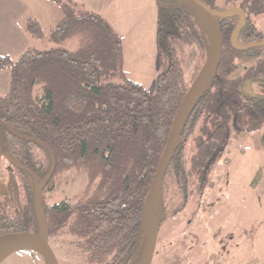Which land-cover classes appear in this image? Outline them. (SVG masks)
<instances>
[{"label":"trees","instance_id":"obj_1","mask_svg":"<svg viewBox=\"0 0 264 264\" xmlns=\"http://www.w3.org/2000/svg\"><path fill=\"white\" fill-rule=\"evenodd\" d=\"M43 1L58 8L61 19L47 37L31 18L24 30L52 47L29 48L16 58L0 56V72H10L9 91L0 96V158L13 168L25 198L15 213L0 201V237L39 235L44 226L48 240L62 233L75 238L82 264H139L146 246L141 209L174 117L198 76L186 84L181 56L194 47L206 61V36L191 8L176 0H155L159 72L150 94L127 79L121 38L105 19L74 0ZM199 1L217 13L232 8L244 13L237 47L264 42L253 22L264 14V0ZM240 20L238 12L217 19L221 57L216 74L196 100L160 188L171 175L179 200L176 213L190 201V181L203 195L233 137L260 133L264 149V46L237 50L231 45ZM72 39L78 44L70 52L62 46ZM236 60L255 64L236 77ZM249 84L260 92L248 94ZM67 169L87 172L96 186L75 203L47 205L43 195L39 201L37 187H46ZM261 172L252 187L264 176V162ZM152 216L156 222L153 211Z\"/></svg>","mask_w":264,"mask_h":264},{"label":"rangeland","instance_id":"obj_2","mask_svg":"<svg viewBox=\"0 0 264 264\" xmlns=\"http://www.w3.org/2000/svg\"><path fill=\"white\" fill-rule=\"evenodd\" d=\"M39 1V0H38ZM50 15L40 9L34 15L42 22V30L47 37L61 18L54 5ZM43 4V5H44ZM221 6L222 3L219 2ZM46 7V6H45ZM157 9V6H156ZM57 11V16L55 14ZM157 15V14H156ZM48 16V17H47ZM157 19V17H156ZM195 19L207 41V54L211 48V33L206 20L199 14ZM36 20V19H35ZM256 28L264 34V14L253 19ZM157 23V22H156ZM25 48L47 50L52 45L46 40L32 39ZM122 45L121 58L124 67ZM77 40H68L63 48L74 51ZM182 69L186 84H191L195 75L200 73L205 60L194 48H185L181 56ZM236 77H242L252 60H236ZM159 69L157 71V74ZM127 79L150 94L154 93L156 77L139 82L135 76ZM246 92L256 95L260 92L256 84H249ZM39 87L34 89V97L39 98ZM259 134H242L233 137L223 153L221 160L212 168L209 182L202 196L195 193V183L190 181L192 196L187 207L176 213L179 205L173 177L169 175L152 202V211L157 216L155 225L159 228L157 243L151 264H264V176L255 187L252 182L261 172L264 162V149L259 145ZM191 148V143L189 144ZM191 153L188 154L190 157ZM262 173V172H261ZM96 186L91 183L87 172L67 169L59 172L49 185L42 188L47 205L62 201L75 203L86 192ZM0 201L5 203L8 213L20 212L25 198L20 183L14 176L13 168L0 158ZM77 240L62 233L48 240L57 264H82V255L73 246ZM144 251L141 252L142 258ZM45 264L44 257L37 246L19 249L2 264Z\"/></svg>","mask_w":264,"mask_h":264},{"label":"crops","instance_id":"obj_3","mask_svg":"<svg viewBox=\"0 0 264 264\" xmlns=\"http://www.w3.org/2000/svg\"><path fill=\"white\" fill-rule=\"evenodd\" d=\"M41 1L46 2L43 0H0V56L16 58L29 49L25 48L29 41L27 36L32 37L24 30L25 20L36 19L41 25L42 22L34 16L38 15L36 11L40 12L41 9L50 15L51 7H47ZM74 1L83 5L85 10L105 19L120 36L122 45L128 40L123 49V67L128 77L135 76L139 82L143 83L148 81V77L154 79L157 76L155 0ZM55 14L57 16V11ZM9 83L10 72L1 71L0 96L7 94ZM26 264L31 263L26 262Z\"/></svg>","mask_w":264,"mask_h":264},{"label":"water","instance_id":"obj_4","mask_svg":"<svg viewBox=\"0 0 264 264\" xmlns=\"http://www.w3.org/2000/svg\"><path fill=\"white\" fill-rule=\"evenodd\" d=\"M176 1L185 4L186 6L191 8L196 14L201 15L206 20L211 33V48L203 70L198 74V76L195 78V80L189 87L188 92L174 117L169 136L165 145V149L155 171V175L153 177L148 195L146 196L145 201L143 203L140 214V223L141 229L146 237V246L144 254L139 264H151L152 262L159 233V228L155 225L152 216V202L157 196V193L159 192L164 182L171 161L175 154L178 142L182 136L187 121L195 108L196 100L204 91V89L212 84L220 62L221 32L217 19L225 18L233 12H238L241 16V20L237 28L231 35V45L235 49L247 50L250 48L264 46V42L249 44L241 48L235 45L236 34L245 22L244 13L238 11L237 9L232 8L226 10L223 13H217L209 9L199 0ZM42 188L43 186L37 187V198L39 199V201L42 198ZM31 245L37 246L40 249L44 257L45 264H57L53 252L48 244L46 229L44 226L43 230L40 231L39 235H34L30 233H20L0 237V263L19 249Z\"/></svg>","mask_w":264,"mask_h":264}]
</instances>
